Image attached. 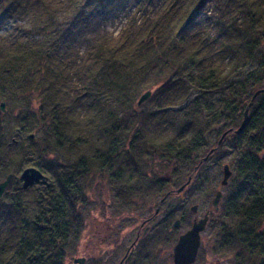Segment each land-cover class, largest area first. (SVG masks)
<instances>
[{
  "label": "trees",
  "instance_id": "1",
  "mask_svg": "<svg viewBox=\"0 0 264 264\" xmlns=\"http://www.w3.org/2000/svg\"><path fill=\"white\" fill-rule=\"evenodd\" d=\"M41 1L0 0V21L27 17ZM209 2L215 45L197 28ZM34 18L41 36L0 41V102L26 107L15 127L0 109V183L13 175L0 199V264H66L85 233L81 207L100 178L122 207L158 203L166 219L144 239L175 242L171 225L190 215L187 187L226 144L234 170L222 216L234 241L229 231L223 236L239 245L238 264H262L264 92L252 98L264 89V0H160L141 24L93 41L80 57L50 5ZM155 88V112L136 109ZM28 167L48 184L24 189ZM182 185L178 207L172 201Z\"/></svg>",
  "mask_w": 264,
  "mask_h": 264
},
{
  "label": "rangeland",
  "instance_id": "2",
  "mask_svg": "<svg viewBox=\"0 0 264 264\" xmlns=\"http://www.w3.org/2000/svg\"><path fill=\"white\" fill-rule=\"evenodd\" d=\"M160 0H95L91 4L86 3L78 6V0H42L38 2L31 13L26 17H12L5 18L0 21V41L10 44L19 40H31L41 36V31L38 25L42 21H37L34 14L39 15L44 12L45 7L50 5L54 9V17L57 22H60L62 28L67 32L68 36H72L74 40V48L79 52V57L84 54L86 49L90 47L93 41L102 38L112 39L116 38L120 32L128 25L134 23L136 20L138 24L149 12L156 10L159 6ZM213 14V2H209L205 6V13L199 19L197 28L207 33L208 40L215 45L213 25L210 21V16ZM34 21V23H33ZM33 23V24H32ZM34 25V27H32ZM213 30V31H212ZM202 32V33H203ZM264 56V47L262 48ZM80 58L79 62L81 63ZM78 62V63H79ZM151 95L140 106L136 104L135 108L141 111L153 114L155 112V105L157 103L158 94L155 89H150ZM139 98V97H138ZM206 98H213L208 97ZM2 102V101H1ZM0 102V103H1ZM6 102V101H5ZM22 105V104H21ZM26 112V107L22 105L19 109H11L8 102H6V123L12 127L16 126L17 118L15 116ZM218 130L216 128L209 134V142L213 143L218 139ZM39 136V134H33ZM231 148L229 144L223 146L218 156L204 164L199 171V176L208 177V184L200 182L199 189L191 196L193 204H199L200 209L198 216L201 217L208 208V200L213 197L212 190L215 187L224 190L221 186L223 179V165L229 163L231 170H234V165L231 162ZM168 175L165 173L163 176ZM162 176V177H163ZM203 181V180H202ZM188 184L190 179L187 181ZM98 184V185H97ZM113 184L106 178L96 180L94 187L89 192L88 202L81 207V211L86 215L85 233L81 239L79 247V256H91L100 253L103 258L108 255L109 250L119 247L118 254H115L113 264H117L119 259L123 256L125 248L129 247L135 239L136 233L139 229V219L141 215L149 216L153 211L142 212L150 202L137 200L131 210L120 209L118 202L114 195ZM96 186V187H95ZM188 186V185H182ZM181 186V187H182ZM180 187V188H181ZM179 190V189H178ZM183 192V190H182ZM180 192V194L182 193ZM191 194V192H189ZM180 194L176 193L173 197L175 206L179 202ZM189 195V194H188ZM181 199V198H180ZM138 208L140 210L136 211ZM136 216V217H135ZM225 217L221 216L218 219L215 214L211 222L208 224L206 230L202 233V254L207 258L204 264H238L239 257L237 252L240 251L237 243H227L224 239L223 233L229 231L231 241H234L231 228H227L228 221L224 225ZM186 230L183 226L176 232ZM171 248L162 250L160 253V260L164 264H171L169 261V253ZM105 251V253H103ZM204 252V253H203ZM77 254V255H78ZM161 261V262H162ZM264 264V262L262 263Z\"/></svg>",
  "mask_w": 264,
  "mask_h": 264
},
{
  "label": "flooded vegetation",
  "instance_id": "3",
  "mask_svg": "<svg viewBox=\"0 0 264 264\" xmlns=\"http://www.w3.org/2000/svg\"><path fill=\"white\" fill-rule=\"evenodd\" d=\"M203 180V181H202ZM208 177L205 176V178L202 179V177H197L196 179H193L192 184L190 186L187 187V189L191 190V194L189 193V202H187L189 211H190V215H187L185 217V221L183 222L180 218L175 219V221L173 222L172 226V231L175 233L176 235V240L175 242H165V241H161V242H155L153 240L151 241H147L144 238L148 235L153 236L154 235V231L156 229V227L166 219V215L163 212V208L160 207L158 205V203H150L147 207H145V209L138 208L137 210H142V212H144V210L146 211H153V213L149 216H145V215H141L140 217L137 215L138 219H139V229L136 233L135 239L133 240V242L131 243V245L129 247L125 248V252L123 254V256L119 259V261L117 262V264H164L162 260H160V253L162 252V250L167 249V248H171L170 253H169V261L171 264H176L174 261V248L175 245L179 239V236L181 234H183L184 232L188 231L189 229H191L195 219H200L203 218L207 213H210L209 216V220L207 222L206 228L208 226V224L211 222L212 217L215 216L220 219V217L223 215V203L225 201V198L227 197V193H228V187H229V182L226 186H222L224 190H220L218 188L215 189V192L213 193V197L211 199L208 200V208L206 210V212H204V214L199 217L198 216V211L200 209V205L199 204H193V200H191V196L192 194H194L200 187V182H204V184H206L208 182ZM208 184V183H207ZM185 189V188H184ZM183 189V191H184ZM221 191L222 192V197L221 200L219 202L218 207L214 206L213 201L214 198L216 197L217 193ZM182 192V191H181ZM180 194V192H178L177 190V194ZM176 196V195H175ZM116 198V197H115ZM117 200V198H116ZM141 200V202H145L144 199H139V201ZM164 199H161L159 201V203H162ZM118 202V200H117ZM119 206L120 209H126V210H131V208H133L130 205H126V207H122L121 204L118 202L117 204ZM180 205V197H179V202L177 204V206L179 207ZM193 206H197L196 211H192V207ZM136 217V216H135ZM180 222V225L178 227H175V222L176 221ZM185 226L186 230L179 232L177 234V230L180 229L181 227ZM205 228V230H206ZM204 230V231H205ZM202 231V233L204 232ZM202 233H201V243H200V247L198 249L197 252V256L195 261L192 264H204V262H207V258L205 256H201L202 254ZM81 243V241H80ZM79 247L80 244L78 246V250L76 251L75 254H73L71 257H69V259L66 261V264H113L114 259H116L115 254H118L119 251V247H115L112 248L111 250H109L108 255L103 258L101 256L100 253H97L95 255H91L89 257L87 256H79ZM105 253V251L103 252ZM204 253V252H203ZM78 254V255H77ZM106 254V253H105ZM162 261V262H161Z\"/></svg>",
  "mask_w": 264,
  "mask_h": 264
},
{
  "label": "water",
  "instance_id": "4",
  "mask_svg": "<svg viewBox=\"0 0 264 264\" xmlns=\"http://www.w3.org/2000/svg\"><path fill=\"white\" fill-rule=\"evenodd\" d=\"M264 92V89L258 90L255 92L252 98V102L254 101L255 97L261 93ZM151 90H147L143 92L137 101V105L140 106L146 99L149 98L151 95ZM252 102L249 104L248 108L245 111L244 114V120L241 124V126L235 131L236 133H240L242 129L245 127L247 121H248V111L249 107L251 106ZM0 109L1 112L5 113L6 112V102L2 101L0 103ZM226 134H224L225 136ZM34 135H32L33 137ZM222 142L220 140L219 144ZM212 153V150L211 152ZM208 156L204 158V160H207ZM232 176V170L230 169V166L228 164H225L223 167V179H222V186H226ZM13 178V175L10 174L7 176V178L0 183V199L3 197L4 193L6 192L11 180ZM20 180L22 181V186L24 189H28L35 184H48L47 182V177L42 173L41 170H39L36 167H28L25 168L21 175H20ZM185 186H182L179 188L178 192H181ZM222 197V192L219 191L214 198L213 204L214 206L218 207L219 202ZM197 206L192 207V211H196ZM210 213H207L203 218L200 219H195L191 229L188 231L184 232L179 236V239L175 245L174 248V261L176 264H192L197 256L198 249L200 247L201 243V233L202 231L205 230L207 222L209 220ZM180 225V222L177 220L175 222V227H178ZM262 263L264 262V259L261 261Z\"/></svg>",
  "mask_w": 264,
  "mask_h": 264
}]
</instances>
